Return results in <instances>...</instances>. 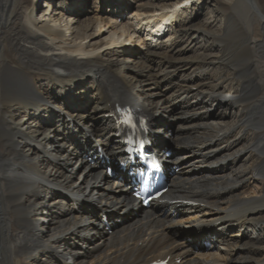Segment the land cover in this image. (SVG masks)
<instances>
[{"label": "bare ground", "instance_id": "1", "mask_svg": "<svg viewBox=\"0 0 264 264\" xmlns=\"http://www.w3.org/2000/svg\"><path fill=\"white\" fill-rule=\"evenodd\" d=\"M39 1L0 0V264H264V0ZM124 105L179 167L143 210L87 162Z\"/></svg>", "mask_w": 264, "mask_h": 264}, {"label": "rangeland", "instance_id": "2", "mask_svg": "<svg viewBox=\"0 0 264 264\" xmlns=\"http://www.w3.org/2000/svg\"><path fill=\"white\" fill-rule=\"evenodd\" d=\"M91 1H94V0H91ZM47 3V4H46ZM54 3V2H53ZM53 3H50V0H40L39 1V8H38V5H37V9H38V13L42 10V6H45V10H46V7H47V5H50V4H52L53 5ZM94 4V3H93ZM132 4H134V3H132ZM91 6H92V4H91ZM51 7H53V6H51ZM106 9V8H105ZM104 9V10H105ZM109 12V11H108ZM97 15V14H96ZM103 14H101V16H102ZM104 17H105V15H103ZM207 15H203L202 16V14L200 15V19L198 20V24L199 25H201V26H203L204 25V22H205V20H206V17ZM85 16H82V18H84ZM81 18V19H82ZM124 18H126L125 16L123 17L122 16V18L120 19V18H117V19H115V22H117L118 24H121V25H123V24H125V22H127V20L126 19H124ZM75 27V26H74ZM76 28H82V24H78L77 23V27ZM259 28V29H258ZM257 29H258V32L259 33H261V31H260V27H257ZM77 30V29H76ZM109 33L110 32H106V33H103V34H101V39L102 38H105V37H108L109 36ZM163 36H165V37H163V39L164 40H167L168 39V33H166V31L163 33ZM116 37H118L117 35H116ZM73 38L74 37H72L71 36V38H70V40L73 42ZM69 40V41H70ZM132 41H134V40H132ZM129 45V47L131 46V50H134V51H136V52H140L141 51V45H140V43L138 42V43H135V41L134 42H131L130 44H128ZM199 53V52H198ZM167 95V94H166ZM169 98H170V96H169ZM216 100H219V99H213V98H210V99H208V101H216ZM207 101V100H206ZM263 105H264V102L261 100V101H254L253 102V104H252V107H253V110H252V112H257L258 114H259V112H260V110H261V108L263 107ZM207 107H209V106H206L205 105V109H207ZM243 121V120H242ZM175 125L171 122V121H169L168 123H166V126H165V130H167V131H169L168 132V134H174V131H175V127H174ZM193 206H195V205H193ZM193 206H189V207H193ZM187 229L188 228H183V231H187ZM182 230V229H181ZM252 245H254V246H256L255 244H253V243H251ZM201 247V249H199V251L198 252H201V251H206L207 249H205L204 247H202V246H200ZM256 247H259V246H256ZM203 249V250H202ZM204 251V252H205ZM212 253H214V251H211ZM258 262V261H257ZM257 262H253V263H248V264H256ZM16 264H18V263H16Z\"/></svg>", "mask_w": 264, "mask_h": 264}]
</instances>
